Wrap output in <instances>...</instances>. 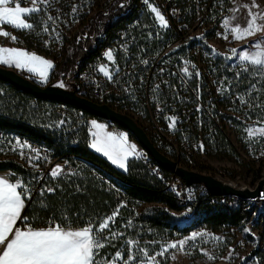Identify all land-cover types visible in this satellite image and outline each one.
Returning a JSON list of instances; mask_svg holds the SVG:
<instances>
[{"label": "rangeland", "instance_id": "1", "mask_svg": "<svg viewBox=\"0 0 264 264\" xmlns=\"http://www.w3.org/2000/svg\"><path fill=\"white\" fill-rule=\"evenodd\" d=\"M211 1L200 0L198 4H194L191 0H141L142 18L139 23L135 22L129 26V32L125 30L120 32V35L113 36L112 42L103 50L101 57L89 67L93 73L98 72L103 77L111 76L115 69L118 71L121 82L127 81V94L133 98L128 100L132 101L131 103L122 101L125 105L122 110L132 114L150 138L161 145L168 149L169 145H172L179 154L193 155L189 167L176 160L180 165L211 174L223 182L233 183L240 189H253L264 179V117L246 118L245 114L241 116L243 125L238 126L228 123V119H225L224 124L228 123L227 132L240 156L236 158L224 153L212 157L205 153L202 141L177 139L175 133L181 119L175 113L165 111L166 108L160 105L155 109L149 108L147 112L141 104L143 96L140 87L144 82L142 72L150 68H154L151 82L154 87L159 88L162 79L159 78L158 71L161 67L173 65L175 69L172 74H179L181 77L179 84L188 86L194 76L193 68H197L199 73L208 71L205 57L223 56L226 62L232 64L230 69L238 72L247 71L252 67H264V0H230L228 7H225L222 0H213V3ZM86 2L87 0H0V62L20 59L23 67L38 71L36 82L49 84L51 75L48 79L46 76L50 68L54 69L61 59L64 39L78 27V23L74 22L68 13L81 11ZM211 4L216 6L211 7L212 10L209 11ZM193 5L196 7L195 14L191 11ZM68 7H71L69 11ZM180 11L185 12L183 18L178 17ZM35 12H41L40 18L44 19L39 29L31 30L32 23L28 17ZM190 15L193 16V24L188 23L187 17ZM216 20L219 27L214 30ZM168 29L171 30L169 34L172 36H181L171 44H166L163 49L160 45L153 54L146 57H142L141 51L147 47L135 53V48L138 49L139 46L136 35L148 32L150 39L161 38ZM28 39L33 43V48H28L25 44ZM125 50H129L136 58L131 57ZM20 51H24L22 57L17 56ZM31 54L34 56H30ZM194 57H197V60ZM176 58L179 63L175 62ZM156 61L160 64L155 66ZM130 72L132 75L128 76ZM261 72L264 73V69ZM235 76L239 77L238 74ZM122 77L124 79H121ZM221 85L222 83L215 84L214 89L221 88ZM227 87H224L226 91L229 90ZM183 89L181 92L186 88ZM252 90L253 87L249 93ZM174 91L179 89L175 87ZM181 92H178L180 98L186 99L187 96ZM235 98L253 106L244 95H237ZM153 101L160 103L156 96L151 97L149 104ZM255 106L260 107V103L256 101ZM261 107L264 109V104ZM228 109H232V106L225 107V110ZM64 116L66 115L58 119L57 125L65 123ZM89 119L90 117L86 118L88 125ZM93 121L95 124L91 126L90 134L93 148L90 147L117 168L127 166L129 160L134 158L130 147L137 142L136 138L125 134V139L109 127V121L107 124L105 120L97 117ZM194 121L196 120L192 123ZM113 126L116 127V123H113ZM31 144L27 139L7 134L6 143L0 145V160H16L29 169L26 177L7 170L9 177L22 190L25 208L36 195L54 191L45 188L46 181L54 183L56 179L78 171V166L69 164L64 159L41 157L37 149L31 148ZM21 153L26 160L19 159ZM57 164H60L58 169L55 168ZM251 166L260 169L256 181ZM189 190L190 199L200 194L197 187ZM244 201L241 197L236 199V203L241 206ZM153 205L142 203L135 212L139 215L141 211ZM118 214L116 211L85 227H60L53 224H48L47 227L73 228L70 230L80 235L87 264H264V204L254 205L251 208V217L238 226L213 230L200 225L189 234H174L173 238H169L165 231L155 232L154 237L150 238L139 232L141 224L132 232L130 226L131 229L127 232L126 224L122 225V228L114 225ZM195 214V207L192 205L183 210L172 211L174 219L180 224L188 223ZM21 223L24 227H32L25 217L21 219ZM106 228L110 233L105 240H100L98 234ZM116 245L117 250L112 251Z\"/></svg>", "mask_w": 264, "mask_h": 264}, {"label": "trees", "instance_id": "2", "mask_svg": "<svg viewBox=\"0 0 264 264\" xmlns=\"http://www.w3.org/2000/svg\"><path fill=\"white\" fill-rule=\"evenodd\" d=\"M222 1L225 7L229 6L230 0ZM211 2L213 3V0ZM214 6L216 5L211 4L209 11ZM141 7V0H87L81 11L69 12L72 20L78 23V27L64 39L63 53L51 73L50 84L61 86L65 79L100 58L101 51L112 42L113 36L120 35V32L125 30L129 32V26L135 22L139 23L142 18ZM70 9L71 7H68L67 11ZM191 11L193 14L196 13L194 5ZM145 14L148 20V15ZM40 16L41 12H35L28 17L32 23L31 30L40 28L44 19ZM187 18L188 23L193 24V16ZM218 27L219 22L216 20L213 28L215 30ZM170 32L168 29L161 38L152 39L148 37V32L136 35L139 46L138 49L135 48V53L147 47L141 51L142 57H146L153 54L160 45L163 49L166 44L181 36L180 34L172 36ZM25 44L28 48H33V43L29 39ZM201 54L203 58V53ZM194 59L197 60V57ZM205 59L208 71L203 70L199 73L197 68H193L194 76L188 86L179 84L181 81L179 74H172L168 77L158 75L162 82L161 87L156 88L143 71L144 82L140 87L143 96L142 107L148 112L149 108L155 109L160 105L166 108L165 111L180 117L181 121L178 122L175 133L178 140L202 141L205 153L212 157L227 153L239 158L240 155L227 132L226 124L243 125L241 116L245 114L246 118L264 117V109L261 107L264 104V73L261 70L264 67H252L247 71L238 72L230 69L232 64L226 62L223 56ZM175 62L180 61L176 58ZM236 74L239 77H236ZM131 75L132 73L128 74ZM217 83H222L221 88L214 89ZM225 86H228V91L224 89ZM175 87L179 91L175 92ZM251 87L253 90L249 93ZM183 88L186 89L181 92ZM178 92L185 94L187 98H180ZM237 95L248 97L253 106H248L241 102L240 98H235ZM152 96H156L160 103L153 101L149 104ZM125 97V101L133 100L130 95ZM256 101L260 103V107L255 106ZM57 102L35 97L0 80V130L45 147L52 159H64L69 164L78 166V171L60 177L54 183L46 181L45 188L54 191L36 195L37 197L29 202L22 218H27L33 228L47 227L48 224L60 227H85L117 211L119 214L114 219V225L122 228V225L126 224L127 232L131 229L130 226L132 232L141 224L139 232L150 238L154 237L155 232L162 231L167 232L169 238H173L174 234H189L200 225L219 230L225 226H238L251 217V210L237 204L236 198L202 194L199 184L189 186L200 189V194L190 199V190H185L186 183L180 175L176 174V181L169 184L173 171L162 167L161 177L152 172V167L157 165L152 157L148 165L143 159L134 157L129 160L126 171L117 168L90 147L89 125L86 118L95 116L67 104L71 112L64 116V124L57 125L58 119L62 117L55 110L54 104ZM124 106L121 103L116 108L122 110ZM226 106H232V109L227 111ZM225 119H228L226 124ZM193 120L196 121L192 123ZM151 139L163 153L189 167L193 155L179 154L174 146L169 145L168 149L155 139ZM249 163L253 164L252 161ZM250 169L256 181L260 169L253 166ZM0 170H12L24 177L29 173V169L16 160H0ZM181 199H186L187 202L181 205L179 204ZM142 203L154 205L137 215L135 209ZM190 205L195 207L196 214L188 223L180 224L174 219L172 211L183 210ZM106 231L107 236L103 240L110 233L107 228ZM117 247L118 245L112 251H116Z\"/></svg>", "mask_w": 264, "mask_h": 264}, {"label": "crops", "instance_id": "3", "mask_svg": "<svg viewBox=\"0 0 264 264\" xmlns=\"http://www.w3.org/2000/svg\"><path fill=\"white\" fill-rule=\"evenodd\" d=\"M23 55L24 51L17 53L18 57ZM19 60H4L0 65L37 80L38 71L23 67ZM52 71L53 67L47 79ZM94 119L96 117L89 119L90 134ZM119 135L127 139L125 134ZM90 146L93 148L91 142ZM130 148L134 152L132 156L137 157V142ZM120 169L126 171L128 164ZM24 204L19 185L9 177L7 170H0V264H87L80 235L70 230L73 228L22 226L20 221L25 210Z\"/></svg>", "mask_w": 264, "mask_h": 264}, {"label": "water", "instance_id": "4", "mask_svg": "<svg viewBox=\"0 0 264 264\" xmlns=\"http://www.w3.org/2000/svg\"><path fill=\"white\" fill-rule=\"evenodd\" d=\"M0 80L35 97L54 100L85 110L97 118L123 126L128 133L136 138L159 166L167 168L180 175L187 185L203 184L213 196H256L264 184L261 179L255 189H240L228 182H223L211 174L188 169L176 160L163 153L152 141L145 128L132 115L119 111L108 104L97 103L87 97L79 96L74 90L52 84H40L13 68L0 65Z\"/></svg>", "mask_w": 264, "mask_h": 264}, {"label": "built area", "instance_id": "5", "mask_svg": "<svg viewBox=\"0 0 264 264\" xmlns=\"http://www.w3.org/2000/svg\"><path fill=\"white\" fill-rule=\"evenodd\" d=\"M191 2L194 4H198L200 2V0H191ZM209 9H210V7H209ZM184 16H185V12L180 11L178 13L179 18H183ZM108 45H110V44H108ZM103 50L101 51V53H103ZM125 52L127 54H129L131 57L136 58V57H134L133 53H130L129 50H125ZM159 64H160V62L156 61L155 66L159 65ZM89 66L81 69L75 75L70 76L67 79H65V81L63 82V84L61 86L66 88V89H69V90H74L79 96L87 97V98H89V99H91L97 103H100V104H108L111 107L117 109L116 106H119L122 103V101H124L126 99V97L124 98V96L128 95L127 94L128 86L126 85L127 81L121 82L120 77H118L119 73H117L118 71L116 69L113 71L114 73L111 76L103 77L98 72L93 73ZM174 69L175 68L173 67V65L163 66L158 71V75H163L165 77H168V76L172 75V72ZM130 73H132V72H130ZM153 73H154V68H150L148 71L145 70V74H146L148 79H151ZM125 77H127V75H125ZM121 79H124V77H122ZM125 94H127V95H125ZM119 98H122V99H119ZM34 101H35V99L33 100V102ZM54 106H55V110L58 113H60L61 115H67L71 112V108L65 103L57 102L54 104ZM119 111L128 113V111H126V110H119ZM128 114H130V113H128ZM130 115H132V114H130ZM109 123H110L109 127L112 129H115L117 133L128 134L129 137H131V138L133 137L130 133L127 132V130L123 126L116 124V127H114L113 122H109ZM6 137H7V134H5L4 131L0 130V145L6 143ZM31 148L37 149V151L41 157L48 156V151L46 150L45 147H41L36 143H32ZM137 158L143 159V161L147 165L149 164V160L151 158L149 153L147 152V150H145V148L138 142H137ZM19 159L20 160H26V157L24 156L23 153H21L19 156ZM152 172L155 175H157L158 177H161L163 174V169L161 166H159L157 164L156 166L152 167ZM175 181H176V173L174 172L172 179H171L169 184H173ZM231 184L234 185L233 183H231ZM192 185H195V184H192ZM189 186H191V185L186 184V187H185L186 191L189 190ZM199 187L201 189L202 194H210L208 189L206 188V186H204L203 184H199ZM255 187L253 189H255ZM253 189H251V190H253ZM228 197L238 199V197H235V196H228ZM241 198L245 200L243 208L246 210H251V208L254 205L264 204V184L262 185L260 192L256 196H247V197H241ZM186 202H187L186 199H181L179 201V204L183 205ZM106 236H107L106 229L101 231V233L99 232V234H98V238L100 240H103Z\"/></svg>", "mask_w": 264, "mask_h": 264}, {"label": "bare ground", "instance_id": "6", "mask_svg": "<svg viewBox=\"0 0 264 264\" xmlns=\"http://www.w3.org/2000/svg\"><path fill=\"white\" fill-rule=\"evenodd\" d=\"M55 168L56 169L60 168V164L55 165Z\"/></svg>", "mask_w": 264, "mask_h": 264}]
</instances>
